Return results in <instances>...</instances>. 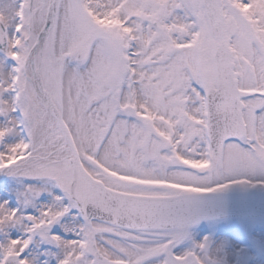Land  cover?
<instances>
[{"label":"snow or ice","instance_id":"1","mask_svg":"<svg viewBox=\"0 0 264 264\" xmlns=\"http://www.w3.org/2000/svg\"><path fill=\"white\" fill-rule=\"evenodd\" d=\"M0 45V173L63 193L0 204V264H37L36 236L57 264H216L173 249L210 196L264 186V0H9ZM73 208L78 238L51 234Z\"/></svg>","mask_w":264,"mask_h":264},{"label":"rangeland","instance_id":"2","mask_svg":"<svg viewBox=\"0 0 264 264\" xmlns=\"http://www.w3.org/2000/svg\"><path fill=\"white\" fill-rule=\"evenodd\" d=\"M2 3V0H0ZM68 59V58H67ZM70 63H76L75 60L69 58ZM0 61L11 67V61L5 59L3 51L0 49ZM82 67V66H81ZM29 188L33 190H38L39 195L33 197L32 193L29 192ZM250 190H256L257 192L264 193V186L256 185H234L229 189L225 190L223 193L229 192H249ZM0 195L4 196V200L8 202V207H15L20 209V214L22 215H34L38 216L40 211L45 206L54 205L56 203L55 197L62 196V191L54 186V182L48 180L47 178H31L23 175H16L11 178H6L0 182ZM67 203V200L64 201ZM1 204V203H0ZM25 223H28L25 221ZM84 223L83 217L79 214L78 210L73 208L69 214L63 217L58 223L52 225L49 229L51 234L59 235L65 240L77 239L78 227ZM71 226V231H65L64 226ZM264 226V221H258L255 219L249 220H217L204 223L202 225L194 227L189 230L190 238L180 242L173 251L177 254L182 251H186L194 243L202 242L205 238L208 240V249L212 243V240L217 233L236 232L239 236V241L243 249L239 254V259L241 264H253L257 259L264 262V243L258 239L257 232H262V230L257 231L256 227L260 228ZM23 225L12 227L8 230V233L15 238L16 235H23L22 231ZM65 233H69V237L65 236ZM71 236V237H70ZM3 237L0 236V239ZM120 239L114 235L105 234L104 239ZM104 239L98 237V241L104 244ZM124 242V241H121ZM32 253L36 259L37 264H57V257L59 255V249L55 248L53 245L48 244L46 241L42 240L40 236L34 238V243L30 246ZM246 251L250 254V258L246 259ZM47 253V254H46ZM55 256V258H53ZM221 264H225V259L220 260Z\"/></svg>","mask_w":264,"mask_h":264},{"label":"bare ground","instance_id":"3","mask_svg":"<svg viewBox=\"0 0 264 264\" xmlns=\"http://www.w3.org/2000/svg\"><path fill=\"white\" fill-rule=\"evenodd\" d=\"M9 0H2V3H8ZM99 23L103 26H111V27H122L120 24V21L118 20L117 16L115 13H113L110 16H106L103 19L99 20ZM69 61L71 60H66V68L68 71H71L73 68L77 66L76 63H70ZM10 67L5 64V71H7ZM81 70H83V66L81 67ZM16 175L13 174H8L7 172L0 173V182L6 178H11ZM4 196L0 195V203H4ZM22 215V213H21ZM11 229V228H9ZM8 229V230H9ZM65 231H71V226L66 225L64 226ZM256 230H262V232H257L256 234L258 235V239L261 240L262 243H264V226L258 228L256 227ZM69 233H65L66 237H69ZM214 239L212 240V243L210 245V248L208 249L207 255L211 257L216 264H221L219 263L220 260L225 259L226 263L225 264H241V261L239 259L238 254L243 250L241 249L242 246L239 241V236L236 235V233H228L226 232H220L215 235ZM71 237V236H70ZM101 244L102 242L99 241ZM183 252V251H182ZM181 252V253H182ZM59 255H61L60 250H59ZM58 255V256H59ZM55 258V256H53ZM250 258V254L246 251V259ZM150 264H158L157 261H151ZM244 264V261H243ZM253 264H264L263 261H259L257 259L255 263Z\"/></svg>","mask_w":264,"mask_h":264},{"label":"water","instance_id":"4","mask_svg":"<svg viewBox=\"0 0 264 264\" xmlns=\"http://www.w3.org/2000/svg\"><path fill=\"white\" fill-rule=\"evenodd\" d=\"M3 48L2 45H0ZM250 195H213L205 201L203 206L202 218L195 224L197 225L211 218H255L264 220V208L256 205H248ZM189 227V228H190Z\"/></svg>","mask_w":264,"mask_h":264}]
</instances>
